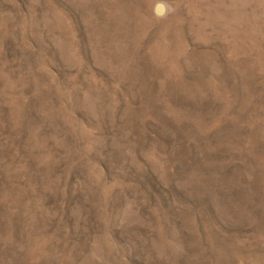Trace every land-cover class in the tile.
Returning <instances> with one entry per match:
<instances>
[{
    "label": "rangeland",
    "instance_id": "obj_1",
    "mask_svg": "<svg viewBox=\"0 0 264 264\" xmlns=\"http://www.w3.org/2000/svg\"><path fill=\"white\" fill-rule=\"evenodd\" d=\"M0 264H264V0H0Z\"/></svg>",
    "mask_w": 264,
    "mask_h": 264
},
{
    "label": "water",
    "instance_id": "obj_2",
    "mask_svg": "<svg viewBox=\"0 0 264 264\" xmlns=\"http://www.w3.org/2000/svg\"><path fill=\"white\" fill-rule=\"evenodd\" d=\"M163 11H164L163 6L161 4H158L156 7V10H155L156 14L161 15L163 13Z\"/></svg>",
    "mask_w": 264,
    "mask_h": 264
}]
</instances>
